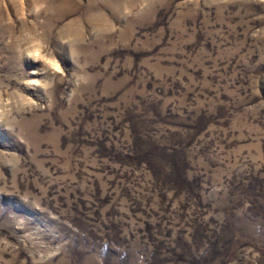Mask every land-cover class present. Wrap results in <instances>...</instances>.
I'll return each instance as SVG.
<instances>
[{"label":"rangeland","instance_id":"obj_1","mask_svg":"<svg viewBox=\"0 0 264 264\" xmlns=\"http://www.w3.org/2000/svg\"><path fill=\"white\" fill-rule=\"evenodd\" d=\"M0 264H264V0H0Z\"/></svg>","mask_w":264,"mask_h":264}]
</instances>
